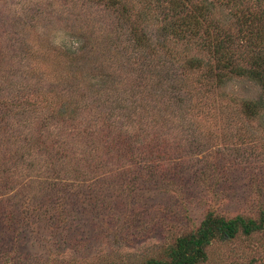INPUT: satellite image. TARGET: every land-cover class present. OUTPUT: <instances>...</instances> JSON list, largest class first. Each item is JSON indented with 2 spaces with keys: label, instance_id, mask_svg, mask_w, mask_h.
I'll use <instances>...</instances> for the list:
<instances>
[{
  "label": "rangeland",
  "instance_id": "rangeland-1",
  "mask_svg": "<svg viewBox=\"0 0 264 264\" xmlns=\"http://www.w3.org/2000/svg\"><path fill=\"white\" fill-rule=\"evenodd\" d=\"M118 1L110 12L109 0H0V68L28 77L32 70L55 72L72 81L76 74L78 89L94 85L84 101L63 79L54 88L44 84L46 96L56 92L69 100L73 120L48 115L42 122L37 110L7 125L18 140L0 170V264L167 260L176 238L195 232L210 210L258 222L264 214V109L252 115L239 100L253 98L259 86L236 77L219 84L196 68L180 71V90L165 83L188 57L212 60L206 45L212 38L235 52L233 64L249 65L256 49L240 27L259 28L264 40V0ZM122 6L129 16L116 20ZM146 7L154 14L144 16L152 40L161 39L155 32L163 23L160 12L174 7L196 14L192 22L209 31L169 37L162 70L156 54L166 50L138 49L127 31L139 22L134 12ZM202 8L207 11L199 17L195 11ZM89 73L106 75L105 84ZM159 73L128 111L127 102L106 98L117 93L108 90L111 80L136 86L140 76ZM35 80L28 83L36 87ZM168 93L182 101L179 116H169L173 127L164 129L157 112ZM21 95L46 108L40 97ZM58 101L50 99L49 108H59ZM36 135L46 147L21 153L17 143ZM204 252L203 264H264V222L250 234L216 236Z\"/></svg>",
  "mask_w": 264,
  "mask_h": 264
},
{
  "label": "trees",
  "instance_id": "trees-1",
  "mask_svg": "<svg viewBox=\"0 0 264 264\" xmlns=\"http://www.w3.org/2000/svg\"><path fill=\"white\" fill-rule=\"evenodd\" d=\"M117 3H119L118 0H109V2H107V4L111 7L109 8L111 9L110 12H115L114 7L115 5H117ZM127 8L128 7L122 6L119 10V15H114V18L116 20L127 19L126 17L129 16L130 13ZM150 11L152 10L149 7L138 9L137 11H135L134 17H137L139 22L136 24L131 23L128 25L129 28H127L129 37L130 39H132V43L138 49L143 48L145 51H147L148 49L153 51L154 47L158 46L159 48H164V50H166L164 42L167 41L169 37L176 36L178 39H182L185 37L186 33L187 35H197L199 29H202L203 33H207L209 31V26L202 28L198 23H195L196 21L192 22V20L196 19L194 18L196 14L185 11L181 7H174L162 10L160 12L162 14L161 18L163 20V23L159 25L158 28H155V32L158 33V37H160L161 39L152 40L151 32L146 29V24L144 23L147 19L144 18V16H146V13H152ZM206 11L207 10H203L202 8V10H196L195 12L198 13L197 16L202 17L206 14ZM152 15L154 16L153 13ZM240 32L242 33V37L245 38L247 44L251 47L250 49H256L254 57L252 56L250 58L249 65L233 64L232 60L233 58H235L233 53L235 52H233V50L228 47V44L224 39L215 40V38H212L206 43V45L210 49L209 55L210 57H212V60H203L195 57H188L182 63L176 64L175 69L173 66V70L175 72L166 74L165 83H167V88L169 87V89L172 90L175 87L177 90H180L179 88H181V85L183 84H181L182 80L179 79V76H181L180 73L184 72L185 69L188 68H196L200 73L199 76H214L216 83L219 84H224L226 82V78L229 79L231 77L246 79L256 83L259 86V93L256 94L253 98L240 96L242 99L239 98V100H241L242 106L249 110L252 115H255L259 110H263L264 40L259 28L247 25V27H240ZM79 48L81 47L76 46L75 49H77L78 51ZM162 52L163 53L160 55L156 54V59L157 63L162 66L163 70L164 64L168 61L167 55L169 54V52L167 50ZM2 57L7 58V55ZM152 68L154 70L157 68V66L153 64ZM11 72L12 71H9L7 69L0 68V153H2V156L0 157L1 171H4L6 169L5 166H8L9 164L7 158L5 157L8 154V148L10 146H15L18 140L17 136L14 137L13 135L7 134L9 132L7 125L11 122L12 117H23L24 115H29L32 111L40 110L44 114V117H42L41 119L42 122H45V116L48 115L55 119L59 118V120L63 118L67 120H73L75 118L74 116L76 114V111L69 108V100H67L64 96H61L60 93L56 92H54V97L46 96L43 93V91H45L43 90L44 84L49 83V85L51 84L52 86H50L54 88L53 84L55 85L59 80L63 79L64 81L68 82V86L74 88L73 91H76L84 98V101L90 97L89 93H91V88L94 86L92 85L91 87H85L83 89L79 87L78 89L77 85L75 84V80H78L76 74H74V81H72L71 79H67L68 75L66 74H62L63 76H61L57 75L55 72L47 73L43 70L36 71L35 73L33 72V70L32 72L30 71V77H28L27 73L23 70L19 71L18 74ZM157 72L158 71H155L154 73ZM89 75L93 78H98L99 80L97 81V83L102 81L106 76H99L98 73H89ZM160 75L161 73L155 76L154 74L144 77L140 76V79L142 81H136L138 83L136 86L133 82L122 84L119 80L117 83L111 80L110 85L113 86L108 90L115 89V92L117 93L115 95V98L107 95L106 98L109 100L119 99L127 102V105L121 106L126 108L128 111L129 106H132L134 102L137 101L139 104L141 99L143 97H146L147 92H144L143 85H146L148 83L151 86L154 78L159 77ZM17 77L21 79H15ZM31 80L32 82L33 80H35L36 87H32V85L28 83H31ZM105 81L106 80L102 81L101 84L104 85ZM67 85L65 84L64 86L67 87ZM47 89L50 88L47 87ZM8 92H11L12 94L8 95ZM17 93L18 95H20L21 93L22 95L31 93L36 97H40L43 101H45L44 105H46V108L42 107V104L40 102L33 101L32 98L29 97L30 95L26 96L25 98H20ZM5 94L7 95L5 96ZM118 94L122 95L123 98H117L116 96H118ZM173 95L174 96H169V93L168 95H165L164 102L163 104H161L163 108L162 110H159L157 112L158 119L162 120L161 122L163 127H165L164 129L173 127L171 126L173 124L171 123L173 120L169 118L172 113H175L176 117H178L180 114L179 108L180 101H182L181 97L176 96V93ZM137 97H140L139 100ZM235 98L236 97H230V99ZM50 99L56 101L59 99L58 102L61 101L59 108L50 109ZM169 99H171L172 101ZM116 104H120V102L116 100ZM192 106L194 107V105ZM48 110H50V112H48ZM166 112H168L169 114L166 115ZM125 113H127V115L129 114V112ZM43 141L44 140H41L40 135H36L29 139L24 137L22 143H17V145L21 147V153H33L34 151H41L44 143ZM43 147H46V145ZM47 155H50V158L48 157L50 160L52 159L51 156H53L54 154L52 152L50 154V151H48ZM3 179L4 178L2 177V175H0V182H3ZM260 219L261 220L258 222L251 218H244L239 214L234 215L233 217H224L213 212V210H210L204 215V218L200 222V225L195 232L183 234L176 238L175 243L168 248L167 260L150 259L143 264H203L206 259L204 248L211 242L214 237L219 236L225 238H233L238 232L250 234L252 233V231L259 230L263 227L264 214H261Z\"/></svg>",
  "mask_w": 264,
  "mask_h": 264
}]
</instances>
